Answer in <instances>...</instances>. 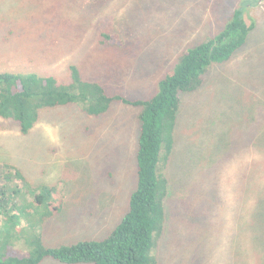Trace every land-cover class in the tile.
Instances as JSON below:
<instances>
[{
    "label": "rangeland",
    "instance_id": "obj_1",
    "mask_svg": "<svg viewBox=\"0 0 264 264\" xmlns=\"http://www.w3.org/2000/svg\"><path fill=\"white\" fill-rule=\"evenodd\" d=\"M241 5L253 27L244 45L180 96L173 150L160 165L167 195L157 264H264V6L0 0V72L68 84L74 66L83 80L129 100L150 98L182 53L223 31ZM138 112L123 103L96 117L79 105L45 109L26 135L0 118V165L63 191V209L40 229L45 247L100 240L121 220L136 186ZM11 252L29 253L21 242Z\"/></svg>",
    "mask_w": 264,
    "mask_h": 264
},
{
    "label": "trees",
    "instance_id": "obj_2",
    "mask_svg": "<svg viewBox=\"0 0 264 264\" xmlns=\"http://www.w3.org/2000/svg\"><path fill=\"white\" fill-rule=\"evenodd\" d=\"M252 28L244 20L243 5L239 6L223 31L182 53L147 99L109 95L97 82L83 80L74 66L68 84L54 76L0 72V118L13 121L23 135L45 109L79 105L94 117L104 114L112 103L139 109L136 186L127 211L100 240L45 247L40 229L63 209L61 187L33 186L14 166L0 165V264H40L45 259L60 264H157L152 251L155 238L164 228L167 195V180L160 165L173 150L180 96L200 87L211 64L229 61ZM18 242L28 249L27 255L12 254Z\"/></svg>",
    "mask_w": 264,
    "mask_h": 264
},
{
    "label": "flooded vegetation",
    "instance_id": "obj_3",
    "mask_svg": "<svg viewBox=\"0 0 264 264\" xmlns=\"http://www.w3.org/2000/svg\"><path fill=\"white\" fill-rule=\"evenodd\" d=\"M250 3L254 2L256 5H263L264 6V0H249ZM246 7H251L250 4H247Z\"/></svg>",
    "mask_w": 264,
    "mask_h": 264
}]
</instances>
